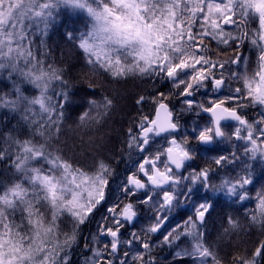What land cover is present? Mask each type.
Here are the masks:
<instances>
[{"label": "snow or ice", "instance_id": "6c2138e0", "mask_svg": "<svg viewBox=\"0 0 264 264\" xmlns=\"http://www.w3.org/2000/svg\"><path fill=\"white\" fill-rule=\"evenodd\" d=\"M95 76L139 91L85 168L119 95ZM0 82V264H264V0H0Z\"/></svg>", "mask_w": 264, "mask_h": 264}, {"label": "trees", "instance_id": "16d2710c", "mask_svg": "<svg viewBox=\"0 0 264 264\" xmlns=\"http://www.w3.org/2000/svg\"><path fill=\"white\" fill-rule=\"evenodd\" d=\"M49 45L54 50V55L57 62H62L71 69L70 75L73 78H81L83 73L88 72V69L84 66L83 61L80 58V54L75 50L70 44L65 43L61 40L58 34L52 36L51 40L48 41ZM91 75V74H90ZM93 79L97 82L99 87L96 89L97 93L108 92L110 94L118 93V103L117 108L112 114V116L106 121L102 128L98 131H94L91 135H94L99 143L102 145L100 148L93 147L92 149H87L83 155L73 153L68 151L70 158H74L80 165L85 168H91L98 158L108 159L118 147L120 140L123 138V132L128 127L131 118L135 115V105L134 98L139 91L137 88V83L135 81H129L126 84L113 85L108 83V81L102 76H95ZM4 87V82H0V88ZM143 87V86H141ZM78 88L81 90V95H84L87 91L85 85L79 84ZM79 109H77V112ZM77 113H73V118ZM69 144L73 142L75 136L71 131L66 133ZM103 136V140L100 141L99 138ZM87 138V134H86ZM121 169L124 167L123 164L119 166ZM259 187V185H257ZM231 204L230 200H221L219 202L217 212L214 213L213 219H222L224 215L232 214L234 216L243 215V209L237 211L238 206L229 207ZM246 207L248 209H253L255 207L254 202H247ZM88 229H85L87 233ZM80 250L77 248L75 251ZM157 256L160 260V264H170L171 258L163 259L157 250Z\"/></svg>", "mask_w": 264, "mask_h": 264}, {"label": "flooded vegetation", "instance_id": "af4514ba", "mask_svg": "<svg viewBox=\"0 0 264 264\" xmlns=\"http://www.w3.org/2000/svg\"><path fill=\"white\" fill-rule=\"evenodd\" d=\"M222 226V219H213V221H210L208 226V231L210 233V238H215L218 232L220 231ZM158 254L163 259H168L170 257V250L165 248L162 250L158 249ZM73 261L72 264H81V250L74 251L73 254Z\"/></svg>", "mask_w": 264, "mask_h": 264}]
</instances>
